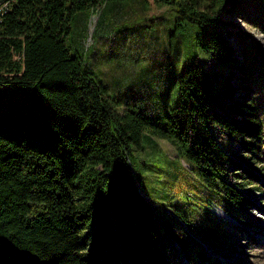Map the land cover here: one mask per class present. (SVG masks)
Segmentation results:
<instances>
[{
	"label": "trees",
	"instance_id": "1",
	"mask_svg": "<svg viewBox=\"0 0 264 264\" xmlns=\"http://www.w3.org/2000/svg\"><path fill=\"white\" fill-rule=\"evenodd\" d=\"M5 1L0 12V264H174L166 234L209 263L211 256L200 252L193 238H182L173 223L182 222L191 235L209 242L227 234L208 220L191 224L182 207L190 206L193 196L176 183L163 196L168 204L149 198L133 150L145 139H166L192 164L209 201L229 214L249 203L240 188L245 183H234L248 177L232 169L233 144L245 141L255 155L257 143H263L264 119L259 97L245 103L235 95L230 71L240 65L229 40L233 31L221 22V15L241 8L243 0H153L174 10L175 40L190 52L184 64L171 59L167 65L178 101L171 108L176 113L166 119L114 97L88 62L107 24L109 32L126 29L129 20L111 23L128 8V13L138 6L149 9V0ZM94 9L102 12L95 44L85 55L81 50ZM235 33L247 62L246 78L261 94L264 78L255 76L257 68L264 69L262 45ZM252 50L261 68L251 63ZM202 57L210 66H202Z\"/></svg>",
	"mask_w": 264,
	"mask_h": 264
},
{
	"label": "rangeland",
	"instance_id": "2",
	"mask_svg": "<svg viewBox=\"0 0 264 264\" xmlns=\"http://www.w3.org/2000/svg\"><path fill=\"white\" fill-rule=\"evenodd\" d=\"M5 2L0 0V12L5 8ZM149 3V9L144 10L138 6L128 13V8L126 13L124 10L116 16L115 23L111 24L122 22L124 25L123 22L129 20L132 25L125 27L126 29L114 27L115 30L109 32L110 25L107 24L106 31L101 32L96 44L94 34L102 11L94 9L83 42L85 50L81 51L87 55V49L95 44L93 53L88 56V62L96 77L109 86L114 97L124 103L137 105L141 111L152 117L166 119V115L176 113L171 108L178 101L177 86L172 87L168 81L172 68L167 65L171 59H174V63L184 64L190 52L186 43H181L178 47L175 40L173 33L176 30L172 26L174 10L169 6L157 5L153 0H149ZM242 3L241 8L221 15L223 27L233 31L229 40L234 49L235 60L240 65H234L230 71L231 84L236 89L235 95L245 103L254 96L259 97L257 102L262 107L261 115L264 119V89L263 93L256 94L253 82L247 80V62L240 48L239 38L235 35V32L250 35L261 43L264 50V0H243ZM136 23L139 24L133 25ZM250 52L251 55L254 54L251 62L254 64L258 54L256 50ZM258 63L255 64L261 68L262 62ZM201 64L203 67L210 66L203 57ZM263 74L264 69L257 68L255 77L262 79ZM142 143V148L133 150V164L148 197L160 205H166L169 201L163 196L168 191L167 187L176 183L177 189L187 191L193 196L192 204L182 207L189 222L199 225L196 221L208 220L227 234V238L217 236V242H209L200 234L191 235L182 222L179 221L178 225L173 223L172 226H175L182 238L186 237L190 241L193 238L197 244L193 243L200 252H206L212 258L209 263H204L196 251L182 243L178 244L171 235L166 234L170 251H173L174 264H188V261L192 264H264V139L263 143H257L259 148L255 150V155L247 150L245 141H236L233 144L236 166L232 169L235 173L242 172L248 177H236L234 183H245L240 188L249 202L234 214L220 209L214 204V199L209 201V190L195 176L191 169L192 164L178 157L176 146L170 141L154 138V141L145 139ZM250 155L253 156L251 161L247 160ZM245 167L259 175V180L251 178L249 171L245 173ZM140 188L143 191L141 185ZM168 208L172 211L171 207Z\"/></svg>",
	"mask_w": 264,
	"mask_h": 264
},
{
	"label": "water",
	"instance_id": "3",
	"mask_svg": "<svg viewBox=\"0 0 264 264\" xmlns=\"http://www.w3.org/2000/svg\"><path fill=\"white\" fill-rule=\"evenodd\" d=\"M145 194V192H143Z\"/></svg>",
	"mask_w": 264,
	"mask_h": 264
},
{
	"label": "bare ground",
	"instance_id": "4",
	"mask_svg": "<svg viewBox=\"0 0 264 264\" xmlns=\"http://www.w3.org/2000/svg\"><path fill=\"white\" fill-rule=\"evenodd\" d=\"M93 21V20H92ZM93 25V24H92Z\"/></svg>",
	"mask_w": 264,
	"mask_h": 264
}]
</instances>
